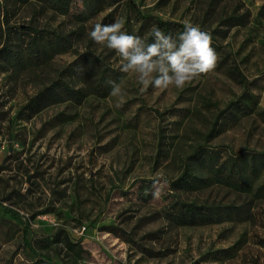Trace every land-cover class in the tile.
Returning a JSON list of instances; mask_svg holds the SVG:
<instances>
[{"label":"rangeland","instance_id":"rangeland-1","mask_svg":"<svg viewBox=\"0 0 264 264\" xmlns=\"http://www.w3.org/2000/svg\"><path fill=\"white\" fill-rule=\"evenodd\" d=\"M0 1V47L6 22L73 37L49 64L0 70V264H264V156L251 157L264 152V0H133L143 11L210 30L234 9L249 11L245 25L217 35V56L242 71L256 102L221 117L244 90L224 67L183 88L141 91L136 74L120 70L115 50L89 36L103 13L86 17L80 0L65 15L30 0ZM116 16L126 32L122 5ZM137 29L129 34L139 36ZM84 50L118 70L121 96L90 94L26 117L29 97ZM200 144L207 149L197 152ZM210 148L218 162L237 153L251 192L236 188L234 176L227 183L214 175L206 164ZM185 163L209 181L180 190L184 198L240 205L247 216L196 226L166 219L168 180Z\"/></svg>","mask_w":264,"mask_h":264},{"label":"trees","instance_id":"trees-1","mask_svg":"<svg viewBox=\"0 0 264 264\" xmlns=\"http://www.w3.org/2000/svg\"><path fill=\"white\" fill-rule=\"evenodd\" d=\"M220 0H210L216 5ZM46 10H51L58 14H67L73 0H30ZM83 13L88 18H94L101 13L98 23L111 25L117 19L116 11L122 5L123 18L126 23L127 33L135 26L138 27L139 36L146 44L152 43L151 29L158 26L165 35L178 38L184 31L182 21L162 18L148 11H143L133 2V0H80ZM4 6L0 1V14L4 11ZM264 11V4L261 12ZM249 19V11L238 12L237 9L230 11L219 20V25L214 28L200 29L211 35V46L217 53L220 48L218 36L225 35L229 27L235 25H245ZM131 26V28H129ZM224 25V28H220ZM71 32H64L57 28L38 26L37 24L6 25L3 26L4 42L0 47V70L19 73L35 67H42L50 63L51 58L56 54L68 51L73 45ZM224 67V70L244 87L241 94L234 100L229 101L225 108L218 113L221 117L224 112H229L240 105L250 106L255 104L254 95L246 89L249 85L247 77L237 66H225L222 60H217L215 69ZM119 79L118 70L112 68L104 58L90 50L79 52L74 59L64 64L57 71V76L47 84L39 88L29 97L24 105L26 117H31L45 107L63 102L71 101L80 104L84 99L94 94L106 96L112 89L109 80L117 82ZM202 150L208 147L200 144ZM198 153H195V155ZM237 154V153H236ZM235 153H229L228 157L218 162L216 152L210 148L208 152L207 165L214 172L215 176L224 177V182L229 183L232 176L236 177L234 185L241 190L251 192L252 180H248L244 175ZM264 152H253L251 157L261 158ZM204 161V159H203ZM219 178V177H218ZM144 182L152 183L153 179H143ZM208 179L194 172L187 163L183 164L179 174L168 180V202L163 207V215L175 225H203L219 223L232 219H241L247 216V210L243 206L227 203L215 204L208 202H198L196 199L184 198L180 190L187 192L190 188L197 189L208 184ZM260 187H262L260 185ZM255 198L259 197L253 194Z\"/></svg>","mask_w":264,"mask_h":264},{"label":"clouds","instance_id":"clouds-1","mask_svg":"<svg viewBox=\"0 0 264 264\" xmlns=\"http://www.w3.org/2000/svg\"><path fill=\"white\" fill-rule=\"evenodd\" d=\"M183 24L184 31L178 38L165 35L154 25L151 29L152 43L149 44L122 31L124 25L119 20L111 25L96 23L89 36L95 43L115 50L123 61L120 70L136 74L143 86L141 91L149 85L156 89L183 88L201 74L214 70L218 60L211 46V35L188 20ZM108 83L112 86L110 94L121 96V87L111 80Z\"/></svg>","mask_w":264,"mask_h":264}]
</instances>
